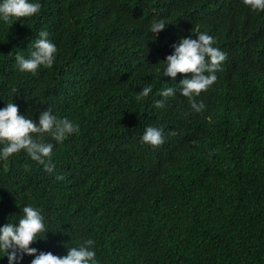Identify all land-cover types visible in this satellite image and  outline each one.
<instances>
[{"label":"trees","instance_id":"1","mask_svg":"<svg viewBox=\"0 0 264 264\" xmlns=\"http://www.w3.org/2000/svg\"><path fill=\"white\" fill-rule=\"evenodd\" d=\"M30 2L37 14L0 20V109L12 102L35 123L51 109L79 132L44 135L52 173L24 150L0 159V227L32 206L46 229L38 252L63 257L91 239L98 264H264V11L243 0ZM42 30L57 47L52 67L20 71L16 54L28 58ZM201 33L226 60L195 112L186 76L163 71L172 46ZM149 126L163 145L142 143Z\"/></svg>","mask_w":264,"mask_h":264},{"label":"clouds","instance_id":"2","mask_svg":"<svg viewBox=\"0 0 264 264\" xmlns=\"http://www.w3.org/2000/svg\"><path fill=\"white\" fill-rule=\"evenodd\" d=\"M243 3L253 11H264V0H243ZM40 9V3L30 0H2L0 20L7 24L12 18L18 20L33 16ZM165 24L163 20L153 22L150 30L155 35L164 29ZM48 37L47 31L39 32L28 58L16 54L15 60L20 71L34 74L41 66L52 67L57 47ZM214 43V38L206 33L199 34L197 39L181 37L179 43L172 46L174 53L168 55L164 61L166 68L163 75L171 77L172 80L176 79L178 73L186 76L179 83L180 93L189 98L195 112L203 111L205 105L203 102L197 104L193 97L207 91L215 83V73L226 60V53L214 47ZM152 91L151 86H146L140 91L138 98L147 97ZM158 94L167 99L175 94V89L168 87ZM154 104L155 107L162 108L164 100H156ZM78 132V125H74L67 118L58 119L51 109L41 112L38 123H35L21 115L17 105L7 103L5 108L0 109V144L3 145L0 148V159L6 160L24 150L32 160L42 164L46 172L52 173L55 168L51 164L53 144L43 142L44 135L50 134L55 141L63 142L69 135ZM169 135H176V132H169ZM141 140L142 143L159 147L165 142L163 129L149 126ZM57 179L63 180L64 176H57ZM22 212L23 216L18 224L7 223L0 227V251L5 253L9 264H14L18 258L22 259L23 254L35 257L31 264H98L96 253L92 250L94 241L91 239L79 247L68 248L67 255L63 257L51 252H38V249L30 247L37 241L38 234L46 231L44 217L32 206H25Z\"/></svg>","mask_w":264,"mask_h":264}]
</instances>
